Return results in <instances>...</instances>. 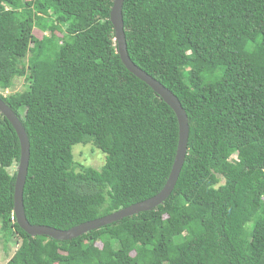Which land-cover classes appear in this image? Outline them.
<instances>
[{"label": "trees", "instance_id": "obj_1", "mask_svg": "<svg viewBox=\"0 0 264 264\" xmlns=\"http://www.w3.org/2000/svg\"><path fill=\"white\" fill-rule=\"evenodd\" d=\"M111 6L0 0V99L29 142L31 225L102 218L169 175L176 117L120 61ZM122 20L130 60L187 116L176 184L152 211L71 240L31 237L11 220L19 142L0 114V232L20 240L5 264H264V0H124ZM17 77L27 88L3 95ZM76 144L105 155L100 170L76 163Z\"/></svg>", "mask_w": 264, "mask_h": 264}, {"label": "water", "instance_id": "obj_2", "mask_svg": "<svg viewBox=\"0 0 264 264\" xmlns=\"http://www.w3.org/2000/svg\"><path fill=\"white\" fill-rule=\"evenodd\" d=\"M124 0H112L109 11V21L112 25L114 42L117 47V54L123 66L136 78L144 82L150 89L157 94L164 103L173 111L178 124V139L174 160L161 190L153 197L132 204L126 208L117 210L102 218L88 221L68 230H57L44 225H31L25 217L23 209V188L27 176L29 160V142L26 132L13 111L0 99V114L7 119L13 127L19 142V160L15 167V181L13 188V215L16 224L21 230L31 237L47 236L57 241H66L81 236L89 231L99 229L103 226L117 222L123 218L136 215L140 212L152 211L162 205L172 192L182 168L187 152L188 140V120L184 109L174 94L164 87L160 82L138 68L129 58L126 48L125 36L123 31L122 5Z\"/></svg>", "mask_w": 264, "mask_h": 264}, {"label": "rangeland", "instance_id": "obj_3", "mask_svg": "<svg viewBox=\"0 0 264 264\" xmlns=\"http://www.w3.org/2000/svg\"><path fill=\"white\" fill-rule=\"evenodd\" d=\"M35 36L40 38L42 33L34 30ZM28 84L23 77H17L14 79L13 86L11 89L2 92L3 95L9 93L20 92L27 88ZM72 154L76 163L80 166L92 167L96 170H100L105 161V155L94 148L91 144H76L72 147ZM15 170V166L11 168V171ZM0 232V264H5L10 257L13 255L17 247L19 246L20 240L17 236L12 237L6 242V237H2ZM14 242H16L14 244Z\"/></svg>", "mask_w": 264, "mask_h": 264}, {"label": "built area", "instance_id": "obj_4", "mask_svg": "<svg viewBox=\"0 0 264 264\" xmlns=\"http://www.w3.org/2000/svg\"><path fill=\"white\" fill-rule=\"evenodd\" d=\"M14 218L12 217L11 220H13Z\"/></svg>", "mask_w": 264, "mask_h": 264}]
</instances>
